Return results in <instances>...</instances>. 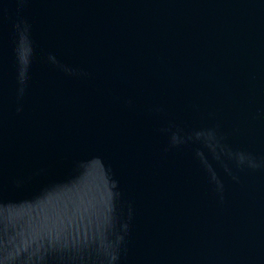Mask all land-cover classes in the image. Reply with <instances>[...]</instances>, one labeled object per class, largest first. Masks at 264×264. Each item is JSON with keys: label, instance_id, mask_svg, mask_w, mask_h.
I'll list each match as a JSON object with an SVG mask.
<instances>
[{"label": "water", "instance_id": "95a60500", "mask_svg": "<svg viewBox=\"0 0 264 264\" xmlns=\"http://www.w3.org/2000/svg\"><path fill=\"white\" fill-rule=\"evenodd\" d=\"M0 264H264V0H0Z\"/></svg>", "mask_w": 264, "mask_h": 264}]
</instances>
